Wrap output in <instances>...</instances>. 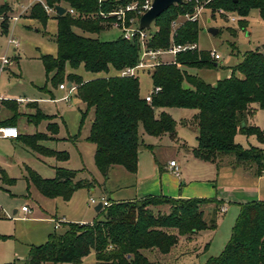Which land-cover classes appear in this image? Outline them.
I'll return each mask as SVG.
<instances>
[{
  "label": "trees",
  "instance_id": "1",
  "mask_svg": "<svg viewBox=\"0 0 264 264\" xmlns=\"http://www.w3.org/2000/svg\"><path fill=\"white\" fill-rule=\"evenodd\" d=\"M128 0H44L45 6L53 8L66 4L68 10L57 15L56 56L41 55L45 71H55L50 78L53 84H62L66 63L72 68L82 65L89 72L113 70L114 74L84 80L76 73L67 76L76 85L75 94L85 104L81 111L82 125L89 111L93 117L86 139L95 146L93 160L104 178L113 165L124 167L129 172L137 169L138 149L142 144L139 127L152 136L164 133L175 134L176 121L165 111L155 114L157 108L179 107L196 109L193 124L197 130V146L194 155L206 161L215 162L226 154L234 156L235 165L254 164V174L264 170V149L256 146L242 148L234 137L237 133L254 135L264 142V131L248 124L253 115L250 104L256 103L264 110V55L260 51L246 53L241 62L231 69L228 77L211 84L197 75L189 74L185 68L213 67L214 61L206 51L179 52L173 62L162 63L151 71L153 87L160 90L151 94L147 102L139 94L136 76H120L118 73L134 66L140 55L137 38L127 40L121 35L115 39L101 41L78 35L73 27L99 33L102 24L109 23L99 12H107ZM203 6L214 18L220 11L230 12L239 17V27H245L251 9H258L264 19V0H190L172 4L153 22L155 30L147 41L152 49L168 48L171 43L197 42L199 26L190 20L183 21L171 37V22L178 16L192 14L194 8ZM6 4L0 5L4 13ZM220 15V14H219ZM31 18H39L43 23L48 15L39 3L28 11ZM88 16V17H87ZM108 25V24H107ZM4 33L7 27L3 28ZM186 80L190 88L183 87ZM36 107V102H31ZM38 108L30 121L51 119ZM11 120L0 121V125H12ZM53 126H52V125ZM48 127L56 133V125ZM20 140L32 150L58 160L68 157L66 151L46 148L39 142L46 134L36 132L18 135ZM17 137V138H18ZM76 170L55 168L53 178H42L28 170L29 181L46 197L60 196L70 199L72 193L82 187L91 186L86 180L73 181ZM13 181V180H12ZM168 204L166 213H155L153 207ZM212 206L208 220L204 218V207ZM222 201L216 198H172L163 195H148L129 201H112L98 211L102 219L91 223L64 222L61 231L54 230L42 244L29 247L27 264L45 262H70L78 264L91 251L96 261L107 264H162L150 260L143 251H157L166 256L175 249L182 237H194L200 231L216 227V215ZM231 236L216 257H210L205 264H264V201H249L239 205ZM176 259V258H175ZM1 264H16L15 261ZM166 264H176L173 263Z\"/></svg>",
  "mask_w": 264,
  "mask_h": 264
},
{
  "label": "rangeland",
  "instance_id": "2",
  "mask_svg": "<svg viewBox=\"0 0 264 264\" xmlns=\"http://www.w3.org/2000/svg\"><path fill=\"white\" fill-rule=\"evenodd\" d=\"M35 3H39L48 15L44 23L39 18L28 16L29 8ZM1 4H6L7 9L4 13L0 10V59L7 57L10 63L3 70H0V96L4 100H19L21 98L37 101L45 113L55 115L59 124L58 139H44L41 144L53 149L64 150L68 154L67 159L58 160L52 156L41 155L23 143L0 138V264L12 261H15L16 264H27L29 247L32 244L38 245L45 242L48 234L54 230L53 221L47 219L52 217L53 213L59 217L63 215L68 222L85 221L88 223L102 219L103 214L95 210L97 204L91 203L90 198L100 202L101 197H106V194L111 195V198L115 197V199L129 197L131 188L116 189V184L120 181L118 175L114 173L115 170L110 172L109 178H104L98 171L93 160L95 146L86 139L89 133L91 111L88 112L82 125H80L81 111L85 110V104L75 96L69 87L60 89L58 83L53 84L51 82L50 78L55 74V71L48 73L45 71L40 58L41 55L56 56L57 53L55 35L57 33L58 14L56 10L54 8L48 9L44 0H0ZM61 5L67 8L66 4ZM202 5L204 4L200 5V12L195 19L199 26L198 50L206 51L207 54L210 51H216L220 58L212 59L216 62L213 67L190 68L181 66V68H185L189 74L197 75L204 81L213 84L218 79L229 76L231 69L241 62V58L246 53L257 50L264 55V19L261 18L259 10L254 8L249 11L246 17L245 27H239V17L234 21L230 19L233 13L220 11V15L217 14L211 18L210 11L203 9ZM28 6L30 7L27 9ZM24 8L27 10L24 11ZM177 19L181 23L183 22L181 15ZM107 24L104 22L101 25L104 30L99 33L87 32L78 27L72 29L78 35L97 38L101 41L112 40L121 35L118 28H114L108 22ZM6 27L8 30L4 33L2 29ZM210 27L216 29L217 32L214 34L209 32ZM155 28L152 23L150 28L146 30L148 36H151ZM9 39H12L13 42H10ZM148 39L149 37H147V41ZM161 58L167 63L173 62L175 59L171 54H165ZM151 71L150 68L135 70L139 90L143 96L153 90ZM111 72L113 70L108 74L105 72L94 73L86 71L82 65L72 68L69 63H66L61 80L66 85L67 76L70 73H76L85 80L104 77L110 75ZM182 85L185 88H190V84L186 80L183 81ZM74 88L76 89V85ZM14 104L18 107L16 102ZM7 111V108L0 104L1 118L12 115L10 111ZM18 111L16 126L20 133L31 134L37 129L40 131L41 125L35 126L34 123L26 120V115L23 112L24 106ZM168 111L174 120L179 122L182 118L188 117L194 110L168 107ZM252 122L264 131L263 109L256 108ZM56 126L58 128L57 124ZM51 129L54 130V128ZM177 129L190 134L179 124ZM139 130L142 133L144 143L154 141L153 137L144 133L141 125ZM53 138L56 137L53 136ZM234 140L244 149L249 148V146L264 148V142L262 145L257 143L254 135L237 133ZM161 143L165 144L166 147L162 149L155 147L152 153L161 157L163 154H167L163 158L173 156L177 159L174 149L168 147L173 145L168 135L164 137ZM150 152L141 149V154H146L149 158H151ZM183 162L188 170L194 166V161ZM234 163L232 154H226L223 158L217 159L213 165L212 163H204L208 168L206 173H210V168L213 170L215 166L222 168L216 177V181H213L216 186L211 187L213 193L209 196L226 199L217 212L216 227L200 231L194 237H182L175 249L165 257H161L157 251L144 250L143 253L150 260L161 261L162 264L175 261L176 264H205L210 257H216L222 252L231 236L240 209L237 203L227 199L236 193V186L239 183L237 171L232 172ZM57 166L76 170L74 180H86L91 183V186L79 188L70 202L42 195L29 181L28 170L34 171L42 178H52ZM255 168L254 165L252 167L253 172ZM237 170L240 172L242 169L240 167ZM9 179L14 181L10 182ZM215 190L218 191L217 194H215ZM114 193L116 194L114 195ZM23 205L27 206L29 212L21 211ZM222 208L225 209L222 210ZM14 209L17 210L15 214L13 213ZM153 210L155 213H166L169 210V205L158 204L153 207ZM211 211L212 206L204 207L206 220L209 219ZM55 221H59L60 224V220ZM62 229V227H58L56 231L59 232ZM44 264L74 263L45 262ZM78 264L107 263L96 261L95 253L91 251Z\"/></svg>",
  "mask_w": 264,
  "mask_h": 264
},
{
  "label": "crops",
  "instance_id": "3",
  "mask_svg": "<svg viewBox=\"0 0 264 264\" xmlns=\"http://www.w3.org/2000/svg\"><path fill=\"white\" fill-rule=\"evenodd\" d=\"M30 6L26 8L28 9ZM26 8H24V11L27 10ZM202 8L207 9L203 5H202ZM12 17H15V16H12ZM111 74H114V72H111ZM85 80H89V79H85ZM71 87H73L71 91L75 93V88H74L75 85L73 83H71ZM60 89H65V88H60ZM139 94L141 97L146 96V95L143 96L140 93V90H139ZM15 102L17 103L18 107L14 104ZM31 102H36V107L30 104ZM0 104H2V106L7 108V110L12 113V115H10L9 117L8 116L6 118L0 117V121L11 120L13 122L12 126H16L17 115L19 112L18 109L21 108L22 106H24L23 112H24V115H26V120L29 122H32L30 121L29 117L35 114L36 108H38L43 114L49 115L43 111V109L41 108V106L39 105L37 101H31L30 99H26V100H23L21 98L19 100H14V99L4 100L3 99ZM250 107L253 110V114L256 108L259 109L256 103L250 104ZM193 110L194 111L191 112L188 115V117L182 118V120H180L179 122L176 121L175 134L173 135L169 133H164L160 136L149 135L154 138V141H152L151 143H144L142 133H140V130H138L140 140H142V144L140 145L138 149V161H137L136 171L129 172L122 166L113 165L109 168L108 175H107V178H109L110 172L115 170L114 173L118 175V178H119L118 180L120 181L116 184V187H117L116 189L118 190L128 189V187H130L131 195H129V197H118L116 199L115 197L111 198L110 197L111 195H108V194H106V197L105 196L103 197H105L109 202L136 200V199H140L145 196H148V195H163V196H168L172 198H192V197L211 198L209 197L213 193L211 187L216 186L213 184V181H216V177L219 175V172L221 171L222 168H220L219 166H215L213 170H211L212 168H210V173H206L208 168L206 164L204 163H212L213 165L214 162L200 159L194 155L193 149L197 146V139H196L197 130L193 124V116L197 112V110L196 109H193ZM160 111H165L170 115L168 108H157L155 109V114L158 115ZM50 116H52V118L49 120L41 119L37 123L32 122L34 123L35 126L41 125V129L40 131L37 129L35 132L31 134H34L36 132H41V133L46 134L45 139H58L57 134L59 132V124L57 121V117L55 115H50ZM252 116L253 115H250L247 119L248 124L250 125H254L252 122ZM92 117H93V113L91 111V115L89 117V120H90L89 128H90V124L92 121ZM49 123H54V125L56 124L58 125V128L56 129V133H52L50 127H48ZM178 124L182 128H185V130H188L190 134L186 132H182L179 129H177ZM18 132H19V135H28V134L20 133L19 130ZM166 135H168L169 139L173 142V145H169L168 147L174 149L177 159H175V157L173 156H169L168 158L166 157L163 158V156H166L167 154L165 155L163 154L161 157L160 155H155L152 153L155 147H159V149L166 147L165 144L161 143V141L164 139V137H166ZM53 136L56 138H53ZM8 140H11V141L14 140L16 142L23 143L19 137L14 138V139H8ZM41 141L39 142V144L44 146L43 144H41ZM257 143H259L260 145L263 144V143L258 142V140H257ZM44 147L52 149V150L62 151V150L53 149L47 146H44ZM141 149L143 150L146 149V150L151 151L150 152L151 158H149L146 154H143V153L141 154ZM94 150H95V147H94ZM93 155H94V151H93ZM170 160H175L176 163L178 164L179 174L177 175L174 174L169 168L168 162ZM189 160L194 161V164H193L194 166L193 168L190 169L191 171L188 170L187 167H185V164H183L184 163L183 161L188 162ZM247 165L249 166H246L245 164H237V165L234 164L232 168V172L235 173L237 171L239 175L237 176L239 178L238 179L239 183H237V186H236V190H235L236 193H234V195L233 194L231 195L230 197L231 199L230 198H227V199L237 203L238 205H240L241 203L249 202V201H256V200L264 201V173L262 172L260 175H255L254 172L252 171V167L254 165L252 164H247ZM57 167H60V166H57ZM240 167L242 170L239 172V170L237 169ZM61 168H66V167H61ZM66 169H69V168H66ZM12 180L13 179H9L10 182L14 181ZM73 181L75 180L73 179ZM77 190H75L72 193L70 199L68 200H64L60 196L53 197V199L60 198L65 202H70L73 199ZM215 192H216L215 194H217L218 191L215 190ZM115 194L116 193H114V195ZM212 198H216V197H212ZM216 199L221 200L222 202H225L226 200V199L224 200V198H220V199L216 198ZM16 212L17 210L14 209L13 213L15 214ZM51 216L52 217L47 218V219H50L51 221H53L54 225L56 222L55 220H60L59 227H62L64 222H68L63 215L59 217L57 216L56 213L55 214L53 213V215ZM91 222H88V223H91ZM77 223H85V221H80ZM54 230L56 229L54 228ZM32 245H35V244H32Z\"/></svg>",
  "mask_w": 264,
  "mask_h": 264
},
{
  "label": "built area",
  "instance_id": "4",
  "mask_svg": "<svg viewBox=\"0 0 264 264\" xmlns=\"http://www.w3.org/2000/svg\"><path fill=\"white\" fill-rule=\"evenodd\" d=\"M184 1H190V0H183ZM152 0H128L127 2H124L122 4H119L118 6L112 8V10L107 12H99V15L104 19H110L109 21L110 25L114 28H118L121 32V36L127 40H130L132 38H137L140 43V55L137 63L134 66L126 67L122 69L118 75L120 76H135V70L138 68H150L153 69L155 66L167 63L162 60L161 56L165 54H171L173 55V58L175 55L179 52H185V51H194L198 50L197 42H187V43H171V45L168 48L162 49H152L147 47V37L148 36L146 30L147 29H139V18L140 16L145 13L151 6ZM54 8V7H53ZM51 9V8H48ZM70 13H74L72 8H67ZM200 12V5L196 6L194 8V11L192 14H184L181 15V18L183 21L190 20L194 21L197 17V15ZM88 17V16H87ZM231 20H236V15L233 14V16H230ZM16 18V17H14ZM181 24L179 19H174L171 22V37L173 36L176 28ZM10 42H13L12 39H9ZM210 57L212 59H218L220 58V55L216 51H210L209 52ZM10 63V60L7 57H3L0 59V70H3L7 64ZM60 88H66L67 86L63 83L59 85ZM70 90L73 89V87H69ZM160 90L159 86L153 87V90L151 93L147 94L144 98L147 102H151V94L156 93ZM3 100V98L0 96V103ZM19 135L18 129L16 126L12 125H0V138L5 139H14L17 138ZM168 166L171 169V171L174 174H179V166L176 163L175 160H170L168 162ZM264 173V170H263ZM90 202L93 204L101 203V206H108L110 202L105 198L101 197L100 202H96L94 198H90ZM225 208H222L224 210ZM21 211L28 212L29 209L27 206L23 205L21 206ZM60 226L59 221L55 222L54 228H58Z\"/></svg>",
  "mask_w": 264,
  "mask_h": 264
},
{
  "label": "water",
  "instance_id": "5",
  "mask_svg": "<svg viewBox=\"0 0 264 264\" xmlns=\"http://www.w3.org/2000/svg\"><path fill=\"white\" fill-rule=\"evenodd\" d=\"M183 3V0H152L150 8L143 13L139 18V29H149L151 24L154 22V20L170 5L172 4H181ZM54 9L56 10L58 15H62L66 12V8L61 5L57 4L54 6ZM209 32L216 33L217 30L214 28H209ZM216 65V63H214ZM67 87H71V82L67 83ZM101 203H98L95 206V210L98 212L101 209Z\"/></svg>",
  "mask_w": 264,
  "mask_h": 264
}]
</instances>
